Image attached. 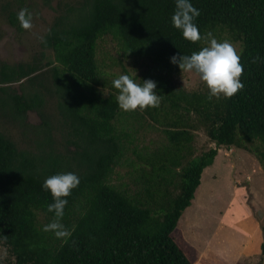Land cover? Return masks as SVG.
Returning a JSON list of instances; mask_svg holds the SVG:
<instances>
[{"label":"trees","instance_id":"trees-1","mask_svg":"<svg viewBox=\"0 0 264 264\" xmlns=\"http://www.w3.org/2000/svg\"><path fill=\"white\" fill-rule=\"evenodd\" d=\"M29 1L0 0V21L24 32L17 14L32 13ZM51 1L42 3L52 7ZM191 3L200 12L195 23L202 39L195 43L172 24L176 0H58L40 41L45 64L42 58L0 61V84H20L17 91L0 88L3 115L22 123L30 110L42 117L34 150L0 130V246L11 256L0 264H229L215 251L199 255L181 223L219 149L246 150L264 169V0ZM104 36L121 52L151 60L134 80L156 83L158 107L119 108L115 78L97 57ZM223 36L240 42L242 89L231 98H209L207 87L172 82L180 69L173 55H191ZM49 96L65 127V151L55 145L43 112ZM199 130L215 145L197 153ZM148 132L158 138L147 142ZM67 172L80 183L60 221L70 235L57 238L44 231L55 217L42 184Z\"/></svg>","mask_w":264,"mask_h":264},{"label":"rangeland","instance_id":"rangeland-1","mask_svg":"<svg viewBox=\"0 0 264 264\" xmlns=\"http://www.w3.org/2000/svg\"><path fill=\"white\" fill-rule=\"evenodd\" d=\"M65 1L73 0H62ZM28 4L32 10V29L20 33L6 22L0 21V61L15 64L42 58L43 64L46 62L48 52L45 56L42 55L40 38L48 30L57 13L58 0L51 1L52 7L44 5L42 0H30ZM217 40L229 41L238 54L240 53V42L224 36ZM97 57L110 78L127 74L138 79L154 65L148 58L121 52L109 36H104L99 41ZM171 80L188 90L206 87L196 73L182 72L180 69L172 73ZM1 87L7 88L9 92L20 90V84L17 82L0 84ZM2 96L6 97L0 90V99ZM43 112L53 128L55 145L65 151V127L56 98H47ZM41 122L42 117L36 110L28 111L26 122L22 123L10 115H3L0 108V130L19 147L33 150L37 148L39 137L36 134V126ZM157 138L158 134L155 132L146 134L147 142ZM214 145L203 130L197 132V153ZM181 228L186 238L197 248L199 255L215 251L223 255L229 264H264V169L256 157L240 148L219 149L213 163L202 173L195 198L182 216ZM0 258L11 259L3 246H0Z\"/></svg>","mask_w":264,"mask_h":264},{"label":"clouds","instance_id":"clouds-1","mask_svg":"<svg viewBox=\"0 0 264 264\" xmlns=\"http://www.w3.org/2000/svg\"><path fill=\"white\" fill-rule=\"evenodd\" d=\"M200 15L191 0H176L175 11L171 17L173 26L182 32L185 39L197 42L202 39L195 19ZM20 27L30 30L33 27L32 13L28 9H21L17 14ZM211 37V33L208 34ZM41 42H45L43 37ZM239 54L234 46L227 40L218 41L210 38L208 45L191 55H173L170 60L179 66L182 72H194L209 90V98H231L238 90L243 88L240 77L243 66L239 62ZM118 90L116 101L120 109L125 112L143 110L149 107H158L159 94L155 91L156 83L143 80L137 83L134 78L122 74L112 81ZM80 183L75 173H58L49 176L42 184V188L51 193L53 202L48 205V211L54 213V220L44 226V231L53 232L57 238L70 235L60 222L64 216V209L68 204L66 199Z\"/></svg>","mask_w":264,"mask_h":264},{"label":"water","instance_id":"water-1","mask_svg":"<svg viewBox=\"0 0 264 264\" xmlns=\"http://www.w3.org/2000/svg\"><path fill=\"white\" fill-rule=\"evenodd\" d=\"M239 185H245V184H239ZM247 187L249 188V185H247Z\"/></svg>","mask_w":264,"mask_h":264}]
</instances>
